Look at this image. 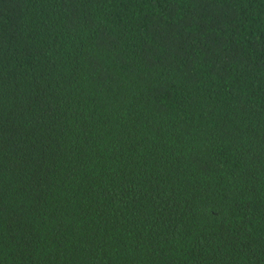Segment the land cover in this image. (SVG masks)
Listing matches in <instances>:
<instances>
[{"label": "trees", "instance_id": "1", "mask_svg": "<svg viewBox=\"0 0 264 264\" xmlns=\"http://www.w3.org/2000/svg\"><path fill=\"white\" fill-rule=\"evenodd\" d=\"M0 264H264V0H0Z\"/></svg>", "mask_w": 264, "mask_h": 264}]
</instances>
